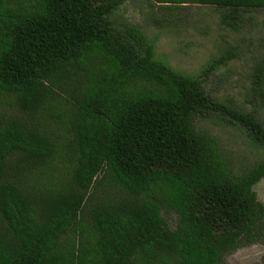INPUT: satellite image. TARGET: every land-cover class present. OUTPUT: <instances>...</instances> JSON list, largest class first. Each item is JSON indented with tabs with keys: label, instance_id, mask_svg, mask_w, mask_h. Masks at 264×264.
Masks as SVG:
<instances>
[{
	"label": "trees",
	"instance_id": "16d2710c",
	"mask_svg": "<svg viewBox=\"0 0 264 264\" xmlns=\"http://www.w3.org/2000/svg\"><path fill=\"white\" fill-rule=\"evenodd\" d=\"M126 1L0 0V264H222L264 243L253 191L264 126L158 61L138 27L115 25ZM150 1L169 22L187 6L215 7L231 28L264 9V0ZM214 112L263 152L242 175L195 126ZM162 212L177 215L173 230Z\"/></svg>",
	"mask_w": 264,
	"mask_h": 264
},
{
	"label": "rangeland",
	"instance_id": "374dc122",
	"mask_svg": "<svg viewBox=\"0 0 264 264\" xmlns=\"http://www.w3.org/2000/svg\"><path fill=\"white\" fill-rule=\"evenodd\" d=\"M220 15L221 11L215 7L187 6L181 8L176 22H169L150 0H128L113 14L112 20L118 26L138 27L154 42L158 61L183 75L203 79L204 90L215 103L255 116L264 126V82L259 81L261 78L264 81V73L260 75V69H264V9L241 13L234 28L222 24ZM224 53L233 54L231 60L201 75L213 59ZM240 125L224 112L195 120L197 129L218 141L236 175L244 174L263 158V152L248 140ZM253 191L264 204V178L254 185ZM162 216L173 230L177 215L162 212ZM222 264H264V243L229 253Z\"/></svg>",
	"mask_w": 264,
	"mask_h": 264
}]
</instances>
